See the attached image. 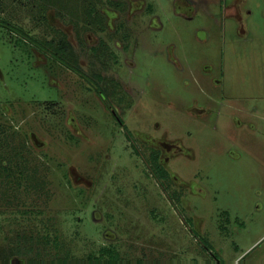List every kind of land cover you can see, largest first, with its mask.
<instances>
[{
  "label": "rangeland",
  "instance_id": "1",
  "mask_svg": "<svg viewBox=\"0 0 264 264\" xmlns=\"http://www.w3.org/2000/svg\"><path fill=\"white\" fill-rule=\"evenodd\" d=\"M145 2L101 100L13 28L84 0H0V262L264 264V0Z\"/></svg>",
  "mask_w": 264,
  "mask_h": 264
},
{
  "label": "flooded vegetation",
  "instance_id": "2",
  "mask_svg": "<svg viewBox=\"0 0 264 264\" xmlns=\"http://www.w3.org/2000/svg\"><path fill=\"white\" fill-rule=\"evenodd\" d=\"M145 1L84 0L85 6L80 18L74 19L73 22L68 14H64L69 17L71 27L75 29L73 38H70L63 29L51 25L55 34L47 39L53 38L55 44L58 36H64L70 50L69 56L65 58L69 64L60 62L51 53L37 49L85 80L92 86L91 89L98 93L101 100L105 99L103 81L109 78L120 81L121 77L115 66L122 61L124 64L131 63L127 52L130 41L135 36L133 31L139 30L141 26L139 23L145 15ZM112 67L114 70L109 71ZM124 86L126 88V85ZM106 108L123 123L113 104L108 103Z\"/></svg>",
  "mask_w": 264,
  "mask_h": 264
},
{
  "label": "trees",
  "instance_id": "3",
  "mask_svg": "<svg viewBox=\"0 0 264 264\" xmlns=\"http://www.w3.org/2000/svg\"><path fill=\"white\" fill-rule=\"evenodd\" d=\"M0 26L12 27L13 25H10V21H8L6 18H4L3 16H0ZM13 28H18V30H21L22 34L25 37H27L28 40H30L31 42H36L41 50L53 54L54 57L62 63H66V64L68 63L65 58H67L69 56L70 50L68 48V44H67L64 36H58L56 43L53 44V38H51V39H39V38H36L35 36L31 35L27 30H25L21 26L15 27V25H14ZM0 264H10V263L0 262ZM34 264H40V263H34ZM64 264H92V263L89 261H84V260H74V262H69V263L65 262ZM234 264H236V263H234Z\"/></svg>",
  "mask_w": 264,
  "mask_h": 264
}]
</instances>
